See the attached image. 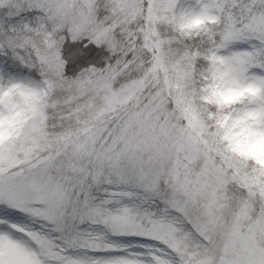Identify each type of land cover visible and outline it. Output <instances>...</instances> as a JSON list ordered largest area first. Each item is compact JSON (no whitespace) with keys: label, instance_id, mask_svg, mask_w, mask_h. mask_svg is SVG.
Segmentation results:
<instances>
[{"label":"snow or ice","instance_id":"6c2138e0","mask_svg":"<svg viewBox=\"0 0 264 264\" xmlns=\"http://www.w3.org/2000/svg\"><path fill=\"white\" fill-rule=\"evenodd\" d=\"M0 264H264V0H0Z\"/></svg>","mask_w":264,"mask_h":264}]
</instances>
